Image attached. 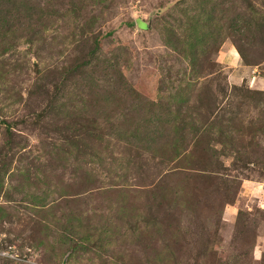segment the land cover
Wrapping results in <instances>:
<instances>
[{
  "label": "rangeland",
  "instance_id": "obj_1",
  "mask_svg": "<svg viewBox=\"0 0 264 264\" xmlns=\"http://www.w3.org/2000/svg\"><path fill=\"white\" fill-rule=\"evenodd\" d=\"M0 264H264V0H0Z\"/></svg>",
  "mask_w": 264,
  "mask_h": 264
}]
</instances>
